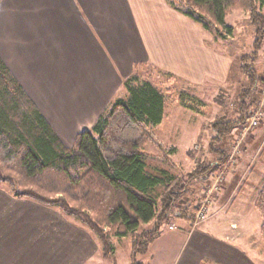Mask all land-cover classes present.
Returning a JSON list of instances; mask_svg holds the SVG:
<instances>
[{
  "label": "crops",
  "instance_id": "1",
  "mask_svg": "<svg viewBox=\"0 0 264 264\" xmlns=\"http://www.w3.org/2000/svg\"><path fill=\"white\" fill-rule=\"evenodd\" d=\"M216 41L213 32L175 10L169 0L0 2V57L67 147L127 95L124 81L137 64L171 73L192 89L224 86L233 57L214 46ZM236 167L229 176H235ZM226 190L211 204L214 215L224 212ZM193 233L205 235L191 230L189 236ZM104 261L100 240L77 218L0 186V264Z\"/></svg>",
  "mask_w": 264,
  "mask_h": 264
},
{
  "label": "trees",
  "instance_id": "2",
  "mask_svg": "<svg viewBox=\"0 0 264 264\" xmlns=\"http://www.w3.org/2000/svg\"><path fill=\"white\" fill-rule=\"evenodd\" d=\"M169 4L222 38L233 34L234 28L226 22L233 8L248 10L257 29L253 50L239 62L247 84L237 96L239 117L230 120L225 114L213 123L216 135L210 149L218 157L212 163L198 162L187 178L164 169L157 174L147 171L144 146L157 143L151 128L163 122L172 88L140 81L139 69L146 66L137 64L135 73L124 81L127 95L111 103L67 147L0 57V184H6L15 197L54 206L77 218L100 240L104 258L114 260V238L130 237V264H144L140 258L160 235L176 204L215 163L227 162L229 152L219 145L246 123L261 80L256 61L264 43V0H169ZM178 100L191 109L192 100L199 102L183 90ZM159 188L161 195L155 194ZM255 208L264 239V188L256 196ZM151 222L154 227L140 229ZM105 226L110 227L108 232Z\"/></svg>",
  "mask_w": 264,
  "mask_h": 264
},
{
  "label": "rangeland",
  "instance_id": "3",
  "mask_svg": "<svg viewBox=\"0 0 264 264\" xmlns=\"http://www.w3.org/2000/svg\"><path fill=\"white\" fill-rule=\"evenodd\" d=\"M226 22L234 28L232 35L222 38L212 31L217 38L214 46L229 51L233 64L235 62L230 80L224 86L213 88L211 84H206L192 89L156 67L139 69L140 81L150 80L156 85L172 88L167 96L163 122L151 128L157 143L149 141L144 146L147 171L150 173L157 174L164 169L170 174L187 178L198 162H214L218 156L210 149L212 137L216 135L213 123L225 114L230 120L239 117L237 96L242 85L247 87L246 75L239 68V62L241 56L253 50L257 29L251 24L246 9H231ZM256 70L261 80L255 89L257 100L247 112L246 123L226 136L219 145L229 152L227 162L222 166L213 163L206 176L198 178L183 200L176 204L174 214L161 226L160 235L140 258L144 264H189L199 257L202 258L200 264H264V239L260 230L262 219L255 208L256 196L264 188V43L256 61ZM182 90L198 99L199 102L192 100L194 108L179 103L178 96ZM63 102H69L68 96ZM253 120L257 124L250 127ZM253 166L259 170L257 175L252 170ZM234 167L235 176H229ZM209 187L212 191L207 194ZM226 188L222 200V204L226 205L224 212L214 215V211L210 210L209 218L195 228L190 225L192 217L189 211L206 198L212 204L217 193ZM162 191L163 188H159L155 194L161 195ZM182 211H186V215ZM181 216H186L190 224L186 222L184 225L185 220ZM154 224H142L140 229H150ZM170 224H174L175 228L171 229ZM109 230L110 227H104L105 232ZM191 230L205 235L193 233L190 237ZM199 236H204L209 243L200 240ZM113 244L114 260L105 258L104 264H129L131 238H114Z\"/></svg>",
  "mask_w": 264,
  "mask_h": 264
},
{
  "label": "built area",
  "instance_id": "4",
  "mask_svg": "<svg viewBox=\"0 0 264 264\" xmlns=\"http://www.w3.org/2000/svg\"><path fill=\"white\" fill-rule=\"evenodd\" d=\"M257 124L256 120H253L252 126L253 127ZM212 191V188L209 187L207 189V194ZM210 203L211 200L206 198L203 202L200 201L198 204H196V207L193 211H189V214H191L192 222L191 225L195 228L197 227L201 222L205 221L210 216ZM171 229L175 228V226L172 224L169 226Z\"/></svg>",
  "mask_w": 264,
  "mask_h": 264
}]
</instances>
